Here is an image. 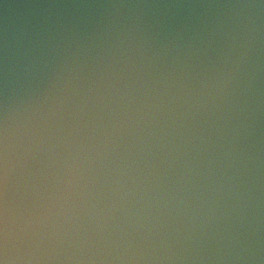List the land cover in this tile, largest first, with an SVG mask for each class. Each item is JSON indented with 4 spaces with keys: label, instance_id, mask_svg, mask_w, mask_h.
Masks as SVG:
<instances>
[{
    "label": "water",
    "instance_id": "1",
    "mask_svg": "<svg viewBox=\"0 0 264 264\" xmlns=\"http://www.w3.org/2000/svg\"><path fill=\"white\" fill-rule=\"evenodd\" d=\"M0 264H264V0H0Z\"/></svg>",
    "mask_w": 264,
    "mask_h": 264
}]
</instances>
